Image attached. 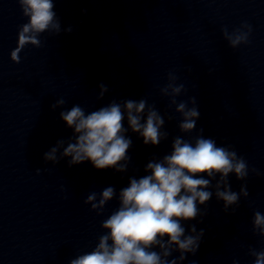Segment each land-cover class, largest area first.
Wrapping results in <instances>:
<instances>
[{"label":"clouds","instance_id":"1","mask_svg":"<svg viewBox=\"0 0 264 264\" xmlns=\"http://www.w3.org/2000/svg\"><path fill=\"white\" fill-rule=\"evenodd\" d=\"M17 2L27 22L19 26L17 47L10 54L15 63L20 62L19 53L27 45L42 46L41 34L61 32L54 0ZM250 32V26L242 24L231 33L225 28L223 35L229 45L236 48L248 43ZM167 79L168 83L160 89L161 95L170 98L169 106L175 105V112L182 117L178 125L180 132L191 133L200 117L196 98L178 102L176 97L186 91L185 86L176 83L178 77L172 72L168 73ZM98 87L97 98L102 99L109 89L103 83ZM65 103L61 98L51 107L55 110ZM60 118L73 130V137L67 142L58 140L44 154V160L56 164L60 159L70 158L69 167L87 161L97 170L114 169L125 173L131 159L128 155L132 147V140L127 136L129 130L138 134L145 145L158 146L168 138V133L162 131L164 117L155 105L148 104L143 98L112 100L90 112L80 105H73L71 109L61 111ZM145 173L138 178L130 177L128 185L118 194L115 187L107 186L99 193L91 192L87 196L84 203L91 205L97 215H102L113 199L118 200V207L102 221L104 234L99 236L92 250L77 255L69 264H178L185 260L186 254L195 255L199 250L204 229L197 231L195 224L186 229L185 224L206 215L201 206L213 196L209 189L214 187L215 197L223 202L225 212L238 205L241 197L249 195L245 185L239 192L233 191L228 179L230 174L237 180L247 178L246 160L236 151L218 146L214 139L203 135L194 140L174 137L171 152L161 159L150 160ZM216 177L219 179L213 185ZM232 211L235 212V208ZM252 226L254 234L264 237V214L260 211L253 213ZM173 252L179 253L178 259H169ZM249 255L254 257L253 264H264V250L249 248ZM233 264L238 262L233 261Z\"/></svg>","mask_w":264,"mask_h":264}]
</instances>
